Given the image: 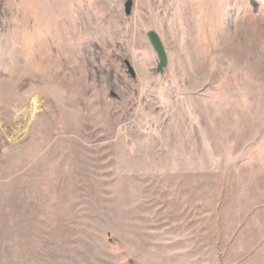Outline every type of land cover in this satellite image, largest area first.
<instances>
[{
    "label": "rangeland",
    "instance_id": "obj_1",
    "mask_svg": "<svg viewBox=\"0 0 264 264\" xmlns=\"http://www.w3.org/2000/svg\"><path fill=\"white\" fill-rule=\"evenodd\" d=\"M125 2L0 0V264H264V0Z\"/></svg>",
    "mask_w": 264,
    "mask_h": 264
},
{
    "label": "water",
    "instance_id": "obj_2",
    "mask_svg": "<svg viewBox=\"0 0 264 264\" xmlns=\"http://www.w3.org/2000/svg\"><path fill=\"white\" fill-rule=\"evenodd\" d=\"M133 7H134V0H126V2L124 4V13H125L126 18L131 17L132 12H133ZM148 38H149L150 43H151L152 47L154 48V50L158 56V59H159L157 72L163 73L164 69L168 66V57H167L166 50L162 44L161 39L159 38V36L155 32H149ZM125 64H126V67H127L129 74L133 78H135L136 73H135L132 65L130 64V62L126 60Z\"/></svg>",
    "mask_w": 264,
    "mask_h": 264
}]
</instances>
